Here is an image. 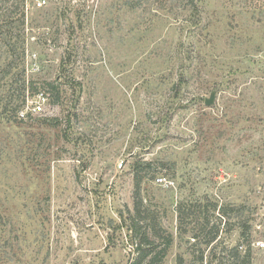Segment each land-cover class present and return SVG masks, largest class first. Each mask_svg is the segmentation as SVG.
<instances>
[{
	"label": "rangeland",
	"instance_id": "obj_1",
	"mask_svg": "<svg viewBox=\"0 0 264 264\" xmlns=\"http://www.w3.org/2000/svg\"><path fill=\"white\" fill-rule=\"evenodd\" d=\"M2 9L0 264H134L137 175L155 264H264V0ZM24 82L41 115L7 113Z\"/></svg>",
	"mask_w": 264,
	"mask_h": 264
},
{
	"label": "trees",
	"instance_id": "obj_2",
	"mask_svg": "<svg viewBox=\"0 0 264 264\" xmlns=\"http://www.w3.org/2000/svg\"><path fill=\"white\" fill-rule=\"evenodd\" d=\"M7 0H0L1 4L6 3ZM39 7H42V5L40 4ZM20 20H18L19 22ZM17 21H15L12 18L11 13H9V9H2L0 10V40H3V45L6 47V45H8V47L5 49V53L10 57V53H12V50L10 49V46L12 45V42L14 41V39H16V37L14 36V34L12 33L14 25ZM24 22V20H23ZM25 36L21 35L18 38V42L19 40L24 39ZM17 41V39H16ZM26 42V40H23L22 44L24 45ZM9 65V64H8ZM8 71H7V76L8 77H13L15 74H13L12 72V68L11 67H7ZM32 93V95H37L39 93L38 88H36V86H34L33 84H31L30 87V83H29V89L27 88V82H24L22 85L17 86L16 89L13 88V86L5 91L4 93V102L2 101V103H4V106L6 108L7 113L11 114L13 117H18L23 109V106L26 102L27 99V94L28 93ZM30 93V94H31ZM21 102V103H20ZM31 117V116H29ZM138 179H136V185H135V189H136V195H135V210H136V216L132 217L130 219V231L132 232V240L133 242L136 241L135 245H136V252L138 254V258L137 261L134 264H155L157 263L158 257L161 255H164L165 252L167 251V248L169 247V245L171 244V237L170 239H168V242L166 243V249L163 250L161 253H159V256L153 255V251L151 249V246L153 247L155 245V239H157L156 235L157 234H150V232L148 230H145L143 228V226L141 225V221H148L149 219H152V223H154V225H152V228L154 229L155 223H156V218L153 219L151 216H149V210L146 209V207L144 206V199L140 196L141 194V181L144 179L143 177H141L140 175H137ZM222 211V217H226L228 214L224 211V210H220V213ZM180 213L181 212L180 210ZM154 221V222H153ZM142 226V227H141ZM151 227V226H150ZM155 230V229H154ZM215 241V240H214ZM213 242V241H212ZM144 247H148V248H144ZM239 247L237 246L233 249L234 251V257H235V264H252V256H251V251L248 250L245 253V256L240 257V251H239ZM154 249V247H153ZM163 257V256H162ZM242 258V260H241ZM241 261V262H240Z\"/></svg>",
	"mask_w": 264,
	"mask_h": 264
},
{
	"label": "built area",
	"instance_id": "obj_3",
	"mask_svg": "<svg viewBox=\"0 0 264 264\" xmlns=\"http://www.w3.org/2000/svg\"><path fill=\"white\" fill-rule=\"evenodd\" d=\"M42 95V97H44V95L43 94H41ZM44 100H45V98H44ZM29 109H33L31 112H28L26 115L24 114V113H20V115H21V117L23 118V119H27V118H29V116H31V115H34L33 113H35L36 115H41V113L43 112V106H41V105H39V106H30V108Z\"/></svg>",
	"mask_w": 264,
	"mask_h": 264
},
{
	"label": "water",
	"instance_id": "obj_4",
	"mask_svg": "<svg viewBox=\"0 0 264 264\" xmlns=\"http://www.w3.org/2000/svg\"><path fill=\"white\" fill-rule=\"evenodd\" d=\"M216 94H217V92L214 91V92L211 94L210 98H207V99H206V101H205V105H206V106H208V107H212V106H214V104H215V102H216Z\"/></svg>",
	"mask_w": 264,
	"mask_h": 264
}]
</instances>
